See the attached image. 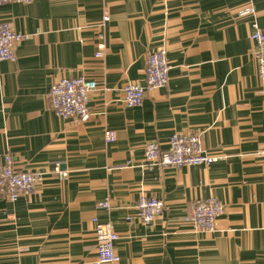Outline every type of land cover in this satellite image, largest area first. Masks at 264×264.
<instances>
[{"label":"crops","instance_id":"0c3cea01","mask_svg":"<svg viewBox=\"0 0 264 264\" xmlns=\"http://www.w3.org/2000/svg\"><path fill=\"white\" fill-rule=\"evenodd\" d=\"M0 22L24 36L0 62V158L42 173L32 193L0 197V264H94L93 219L116 232V264H264V82L250 38L253 24L264 31V0H33L0 5ZM162 47L167 85L125 107L123 86ZM81 76L97 83L92 116L57 117L51 84ZM176 132L200 133L216 160L149 168L145 144L166 151ZM142 195L164 203L150 226L127 220ZM210 197L224 211L199 232L193 202Z\"/></svg>","mask_w":264,"mask_h":264},{"label":"built area","instance_id":"2783aa9c","mask_svg":"<svg viewBox=\"0 0 264 264\" xmlns=\"http://www.w3.org/2000/svg\"><path fill=\"white\" fill-rule=\"evenodd\" d=\"M33 0H0V5L18 3L28 5ZM254 8L239 11V16L252 15ZM109 21V16L102 17V27ZM23 34L13 30L11 23L0 22V62L15 61V49L23 40ZM250 38L254 43V57L257 63V75L264 82V31L256 24L252 25ZM103 39V37H101ZM103 41V40H102ZM97 44L96 58H102L105 43ZM167 50L162 47L148 54L145 62L144 76L140 81H128L122 88V104L127 108L141 106L148 89L163 88L168 82L169 65L166 58ZM97 89L96 81L85 77H65L51 84L47 92L49 110L61 119H74L85 122L92 116L88 106L93 92ZM113 130H105V144L115 141ZM145 164L152 168H180L189 166H209L216 159L207 155L200 133L176 132L168 140V148L162 151L157 141L151 140L144 147ZM62 178L66 173L57 170ZM42 181V173L38 171H20L14 167L9 154L0 158V197L9 202L16 201L20 196L32 193ZM99 207L108 209V203L102 202ZM164 203L154 197L140 196L135 204V214L127 220H139L143 225L150 226L155 218L162 214ZM224 205L218 199L210 197L197 199L193 202L190 220L199 232L215 230L217 218L223 213ZM94 233L96 238V261L94 264H116L119 256L115 251L118 239L110 224L99 223L96 219Z\"/></svg>","mask_w":264,"mask_h":264}]
</instances>
